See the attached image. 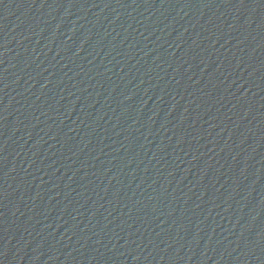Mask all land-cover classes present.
<instances>
[{
  "label": "water",
  "instance_id": "water-1",
  "mask_svg": "<svg viewBox=\"0 0 264 264\" xmlns=\"http://www.w3.org/2000/svg\"><path fill=\"white\" fill-rule=\"evenodd\" d=\"M0 264H264V0H0Z\"/></svg>",
  "mask_w": 264,
  "mask_h": 264
}]
</instances>
